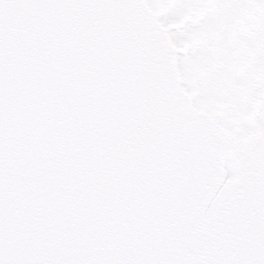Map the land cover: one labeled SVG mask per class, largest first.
Listing matches in <instances>:
<instances>
[{
	"label": "snow or ice",
	"instance_id": "snow-or-ice-1",
	"mask_svg": "<svg viewBox=\"0 0 264 264\" xmlns=\"http://www.w3.org/2000/svg\"><path fill=\"white\" fill-rule=\"evenodd\" d=\"M0 264H264V0H0Z\"/></svg>",
	"mask_w": 264,
	"mask_h": 264
}]
</instances>
